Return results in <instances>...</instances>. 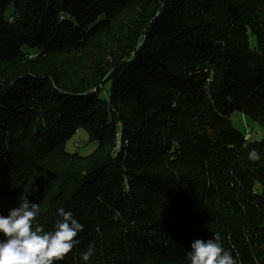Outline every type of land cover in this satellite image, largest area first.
I'll list each match as a JSON object with an SVG mask.
<instances>
[{
  "label": "trees",
  "instance_id": "obj_1",
  "mask_svg": "<svg viewBox=\"0 0 264 264\" xmlns=\"http://www.w3.org/2000/svg\"><path fill=\"white\" fill-rule=\"evenodd\" d=\"M235 111L264 129V0H0V215L71 211L56 264H191L214 233L264 264V135Z\"/></svg>",
  "mask_w": 264,
  "mask_h": 264
},
{
  "label": "clouds",
  "instance_id": "obj_2",
  "mask_svg": "<svg viewBox=\"0 0 264 264\" xmlns=\"http://www.w3.org/2000/svg\"><path fill=\"white\" fill-rule=\"evenodd\" d=\"M251 161L260 159L259 153L251 149ZM59 217L52 231H46L37 221L39 204L22 198L19 206L10 210L7 217L0 215V264H56L62 261L78 243L76 237L84 230L71 211L57 210ZM89 247L81 254L84 262L94 254ZM191 264H236L230 251L224 249L219 233L207 241L197 239L188 253Z\"/></svg>",
  "mask_w": 264,
  "mask_h": 264
},
{
  "label": "rangeland",
  "instance_id": "obj_3",
  "mask_svg": "<svg viewBox=\"0 0 264 264\" xmlns=\"http://www.w3.org/2000/svg\"><path fill=\"white\" fill-rule=\"evenodd\" d=\"M110 85L105 86V93L102 95L104 98ZM232 125L240 132L245 133L246 128L250 129V141H260L264 135V129L259 123L249 120L242 113L235 111L231 115ZM96 143L89 140L88 134L80 129L77 133L66 143V150L70 153L78 152L82 156H87L93 152L96 147Z\"/></svg>",
  "mask_w": 264,
  "mask_h": 264
},
{
  "label": "built area",
  "instance_id": "obj_4",
  "mask_svg": "<svg viewBox=\"0 0 264 264\" xmlns=\"http://www.w3.org/2000/svg\"><path fill=\"white\" fill-rule=\"evenodd\" d=\"M250 136H251V135H250V129L247 127V128H246V131H245V139H246V140L249 139Z\"/></svg>",
  "mask_w": 264,
  "mask_h": 264
}]
</instances>
